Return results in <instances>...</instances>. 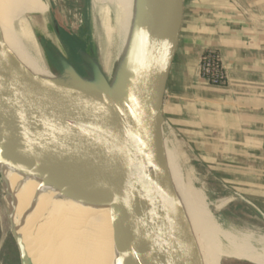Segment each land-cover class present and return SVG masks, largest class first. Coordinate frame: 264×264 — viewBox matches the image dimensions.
Wrapping results in <instances>:
<instances>
[{
  "label": "water",
  "instance_id": "water-1",
  "mask_svg": "<svg viewBox=\"0 0 264 264\" xmlns=\"http://www.w3.org/2000/svg\"><path fill=\"white\" fill-rule=\"evenodd\" d=\"M141 2L149 9L142 45L150 43L115 89L85 49L80 57L92 79L58 59L60 72L84 87L42 83L37 95L26 94L0 40V152L30 160L65 190L106 191L124 264H197L162 148L163 128L177 139L163 106L186 0ZM53 28L58 33L56 21ZM14 240L24 264V247Z\"/></svg>",
  "mask_w": 264,
  "mask_h": 264
},
{
  "label": "bare ground",
  "instance_id": "bare-ground-1",
  "mask_svg": "<svg viewBox=\"0 0 264 264\" xmlns=\"http://www.w3.org/2000/svg\"><path fill=\"white\" fill-rule=\"evenodd\" d=\"M92 8L102 22L104 10L111 15L107 40L113 46V67L123 76L130 66L140 64L147 51L149 40L143 47L141 21L149 14L148 6L141 0H94ZM46 16L43 0H0V40L16 66V86L33 96L42 83L84 87L72 76L48 69L45 60L53 39L44 23ZM173 140L169 132H162L168 183L184 214L196 263L218 264L216 259L226 258L264 264V236L223 225L214 231L191 205L184 188L183 157ZM0 183L10 226L28 264H124L106 191L65 190L64 183L44 176L30 160L1 152Z\"/></svg>",
  "mask_w": 264,
  "mask_h": 264
},
{
  "label": "crops",
  "instance_id": "crops-1",
  "mask_svg": "<svg viewBox=\"0 0 264 264\" xmlns=\"http://www.w3.org/2000/svg\"><path fill=\"white\" fill-rule=\"evenodd\" d=\"M210 51L224 85L200 73ZM163 113L216 205L264 236V0H186Z\"/></svg>",
  "mask_w": 264,
  "mask_h": 264
},
{
  "label": "rangeland",
  "instance_id": "rangeland-1",
  "mask_svg": "<svg viewBox=\"0 0 264 264\" xmlns=\"http://www.w3.org/2000/svg\"><path fill=\"white\" fill-rule=\"evenodd\" d=\"M43 1L46 3L47 10V16L44 23L53 39V43L49 44V52L47 53L45 60L47 66L49 62L51 63L53 61L58 68L55 74L62 76L63 73L60 72L61 65L58 61V59H61L68 62L69 65L74 66L80 75L85 77L88 76L89 79H92V77L88 75V69L83 65L80 57V52H84L85 49H87L89 55L100 66L112 88H117L122 76L117 69H114L113 67V46L107 40L108 35L106 33L111 15L107 14L104 10L105 16L104 21L102 22L99 19L98 14L93 11L92 3L94 0ZM99 1L102 2L105 0ZM53 21H56L58 24V33H56L53 28ZM50 63L49 66L52 67V64ZM163 132L167 133L168 130L163 128ZM173 139L180 158L183 157L181 158V164L183 166L182 176L184 188L191 205L199 212L204 221L208 222L209 220V224L211 223V226L213 225V230L215 227L214 231H217L218 229L222 230L221 227L223 225L224 228L246 233L244 230L246 227L239 226L240 222L237 217L227 215V212L222 207L216 205L217 203L215 201L217 195L210 193L213 187L212 185L215 187L216 185L210 182L209 179L204 178L203 174L197 172L193 167L191 168L188 158L182 150L178 139H175L174 137ZM189 171L193 175L189 173ZM249 214L252 215V213ZM248 223L250 229L256 228L252 222ZM257 233L258 232H255L253 235L255 236ZM11 234L16 239L10 226L0 183V264H21L19 251ZM215 261L218 264H255L249 261L226 258H218ZM24 264H28L27 260Z\"/></svg>",
  "mask_w": 264,
  "mask_h": 264
},
{
  "label": "built area",
  "instance_id": "built-area-1",
  "mask_svg": "<svg viewBox=\"0 0 264 264\" xmlns=\"http://www.w3.org/2000/svg\"><path fill=\"white\" fill-rule=\"evenodd\" d=\"M212 51L202 54L200 57V73L203 78L214 85H224L225 76L222 68H219L217 72H213L211 68ZM212 55V56H211ZM216 60H219L218 56H215ZM220 62V61H219Z\"/></svg>",
  "mask_w": 264,
  "mask_h": 264
},
{
  "label": "trees",
  "instance_id": "trees-1",
  "mask_svg": "<svg viewBox=\"0 0 264 264\" xmlns=\"http://www.w3.org/2000/svg\"><path fill=\"white\" fill-rule=\"evenodd\" d=\"M212 55L214 57H212V60H211V68H212L213 72H217L219 70V68H221L219 60L215 59V56H218V55L215 52L212 53Z\"/></svg>",
  "mask_w": 264,
  "mask_h": 264
},
{
  "label": "flooded vegetation",
  "instance_id": "flooded-vegetation-1",
  "mask_svg": "<svg viewBox=\"0 0 264 264\" xmlns=\"http://www.w3.org/2000/svg\"><path fill=\"white\" fill-rule=\"evenodd\" d=\"M53 57H54V56H53ZM53 57H52V58H53ZM53 59H54V58H53ZM51 64H52V66H53L54 70H58L57 66L54 64V62H53V61L51 62ZM55 66H56V67H55Z\"/></svg>",
  "mask_w": 264,
  "mask_h": 264
}]
</instances>
